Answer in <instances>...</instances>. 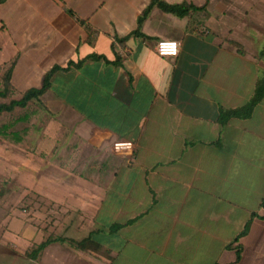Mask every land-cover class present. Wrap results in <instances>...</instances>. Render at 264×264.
Returning a JSON list of instances; mask_svg holds the SVG:
<instances>
[{"label":"crops","instance_id":"0c3cea01","mask_svg":"<svg viewBox=\"0 0 264 264\" xmlns=\"http://www.w3.org/2000/svg\"><path fill=\"white\" fill-rule=\"evenodd\" d=\"M158 1L0 0V264H264V0Z\"/></svg>","mask_w":264,"mask_h":264},{"label":"trees","instance_id":"16d2710c","mask_svg":"<svg viewBox=\"0 0 264 264\" xmlns=\"http://www.w3.org/2000/svg\"><path fill=\"white\" fill-rule=\"evenodd\" d=\"M158 4L164 11L171 12L173 14H176L178 16H184L187 15L190 11L196 10L192 5L188 4H182V5H167L165 3H162L158 0H152V5ZM57 71V68H54L52 71H50L44 78V84L42 89L40 90H32L27 93H25L20 99L16 100H10V102H7L8 95L12 93V84L10 82V73H5L1 79H0V135L6 138V133L8 132V123L11 121H16L21 119L22 111L28 106L29 102H31L34 99H38L40 95L43 94L45 89L47 88L49 84V80L52 78L53 74ZM264 95V89H260L258 93L256 94V97L254 100L250 103V106H248L245 110L246 113L251 112V110L254 108V106L261 100V98ZM17 113H20V116H17ZM13 118L12 120H9L8 118ZM264 206V202H263ZM45 248V244H41L36 249H33L30 253V256L33 258H37L39 253ZM238 259H240V254L238 256Z\"/></svg>","mask_w":264,"mask_h":264},{"label":"built area","instance_id":"2783aa9c","mask_svg":"<svg viewBox=\"0 0 264 264\" xmlns=\"http://www.w3.org/2000/svg\"><path fill=\"white\" fill-rule=\"evenodd\" d=\"M156 51L162 57H176L180 51V44L173 40H162L157 43ZM131 142H117L114 144V154L117 156H131L133 154Z\"/></svg>","mask_w":264,"mask_h":264},{"label":"rangeland","instance_id":"374dc122","mask_svg":"<svg viewBox=\"0 0 264 264\" xmlns=\"http://www.w3.org/2000/svg\"><path fill=\"white\" fill-rule=\"evenodd\" d=\"M18 115L20 116V113H17V116H18Z\"/></svg>","mask_w":264,"mask_h":264}]
</instances>
